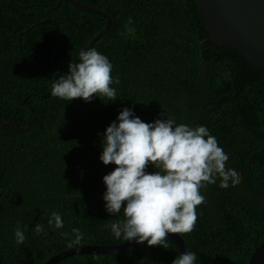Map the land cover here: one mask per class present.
<instances>
[{
	"label": "trees",
	"instance_id": "1",
	"mask_svg": "<svg viewBox=\"0 0 264 264\" xmlns=\"http://www.w3.org/2000/svg\"><path fill=\"white\" fill-rule=\"evenodd\" d=\"M0 0V264L172 227L196 264L264 240V70L194 0ZM54 77L52 91L50 77ZM55 264H187L159 233Z\"/></svg>",
	"mask_w": 264,
	"mask_h": 264
},
{
	"label": "water",
	"instance_id": "2",
	"mask_svg": "<svg viewBox=\"0 0 264 264\" xmlns=\"http://www.w3.org/2000/svg\"><path fill=\"white\" fill-rule=\"evenodd\" d=\"M72 5L83 11H89L105 16L107 25L83 48H77L68 43L60 44L54 53L57 59L58 51L69 48L76 53L86 52L111 27L110 15L80 0H69ZM200 9L210 38L222 45H233L241 51L243 56L255 66L264 70V0H194ZM59 70L50 77V92L54 77L61 73ZM165 233L177 243L187 264H196L186 241L179 232L168 225L152 222L147 227L130 237L120 245L87 244L71 247L52 256L44 264H55L62 258L75 254H117L136 247L151 236ZM248 264H264V240L255 248Z\"/></svg>",
	"mask_w": 264,
	"mask_h": 264
},
{
	"label": "rangeland",
	"instance_id": "3",
	"mask_svg": "<svg viewBox=\"0 0 264 264\" xmlns=\"http://www.w3.org/2000/svg\"><path fill=\"white\" fill-rule=\"evenodd\" d=\"M87 245V244H86ZM96 245H100V244H96ZM81 246V245H80ZM72 247H76V246H72ZM71 248V247H70ZM66 250V249H65Z\"/></svg>",
	"mask_w": 264,
	"mask_h": 264
},
{
	"label": "clouds",
	"instance_id": "4",
	"mask_svg": "<svg viewBox=\"0 0 264 264\" xmlns=\"http://www.w3.org/2000/svg\"><path fill=\"white\" fill-rule=\"evenodd\" d=\"M52 91V90H51Z\"/></svg>",
	"mask_w": 264,
	"mask_h": 264
}]
</instances>
